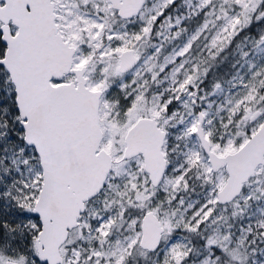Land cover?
I'll return each mask as SVG.
<instances>
[{
    "label": "snow or ice",
    "instance_id": "obj_1",
    "mask_svg": "<svg viewBox=\"0 0 264 264\" xmlns=\"http://www.w3.org/2000/svg\"><path fill=\"white\" fill-rule=\"evenodd\" d=\"M0 264H264V0H0Z\"/></svg>",
    "mask_w": 264,
    "mask_h": 264
}]
</instances>
